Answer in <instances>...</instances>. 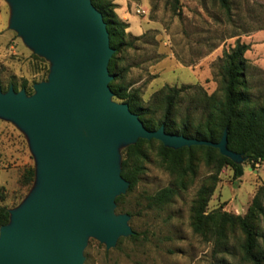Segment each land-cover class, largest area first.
<instances>
[{
	"label": "rangeland",
	"instance_id": "1",
	"mask_svg": "<svg viewBox=\"0 0 264 264\" xmlns=\"http://www.w3.org/2000/svg\"><path fill=\"white\" fill-rule=\"evenodd\" d=\"M135 4L146 8L147 13L138 19L145 25L147 17L148 26L135 34L127 24L125 33L131 36L132 47L119 62L127 69L120 83L137 95L142 107L150 109L148 117L154 122L163 115L159 92L166 87L180 91L175 123L180 125L188 117L197 122L210 95L222 98L223 57L237 43L249 46L244 53L243 92L264 105V0H229L228 9L215 0H179L176 9L173 0H135ZM136 8L127 0L122 14L127 12L129 20L130 15H137ZM9 17L7 2L0 0V86L5 92L15 84L29 95L34 84L47 80L50 62L35 55L8 28ZM144 150L147 158L138 182L115 208L117 214L129 215L128 224L139 236L121 237L109 250L89 238L84 264H247L242 261L244 237L240 233L230 235L222 250L191 227L195 195L212 169L200 161L196 175L181 183L161 166L156 143L144 145ZM241 165L244 173L239 179H234L230 166L221 170L207 212L222 208L236 215L246 213L255 191L264 185V162L252 164L245 159ZM30 168L35 170V161L27 138L13 123L0 119V205L14 209L24 201L34 186V180H25ZM165 187H176L177 194L165 205H149V197ZM262 235L264 218L258 238L264 248Z\"/></svg>",
	"mask_w": 264,
	"mask_h": 264
},
{
	"label": "water",
	"instance_id": "2",
	"mask_svg": "<svg viewBox=\"0 0 264 264\" xmlns=\"http://www.w3.org/2000/svg\"><path fill=\"white\" fill-rule=\"evenodd\" d=\"M8 28L50 62L34 92L0 86V119L27 138L35 161L34 186L9 209L0 226V264H84L89 238L107 250L132 236L128 214L116 198L130 183L121 175L120 149L139 139L180 149L209 146L241 164L218 142L147 129L127 103L113 100L108 64L114 54L102 13L91 0H5Z\"/></svg>",
	"mask_w": 264,
	"mask_h": 264
},
{
	"label": "trees",
	"instance_id": "3",
	"mask_svg": "<svg viewBox=\"0 0 264 264\" xmlns=\"http://www.w3.org/2000/svg\"><path fill=\"white\" fill-rule=\"evenodd\" d=\"M215 1L222 8H229V0ZM91 2L102 13L109 33L110 46L114 49V54L108 64L109 73L114 77L109 83L113 100L127 103L130 111L137 114L149 130L164 126L167 133L212 142L220 141L226 131L228 149L241 154L252 164L264 162V105L259 106L247 93L243 92L245 90L244 72L247 64L244 53L249 49L247 44L237 43L230 52L225 53L221 77L222 98L216 99L215 95H210L207 98L204 113L197 122L193 123L188 117L182 120L180 125L175 123L174 115L180 91L170 87L159 92L163 115L158 122H154L148 117L150 109L142 107L137 95L128 91L120 83L127 69L120 67L119 62L122 54L132 47L131 36L125 33L127 23L116 15V4L113 0H91ZM173 4L176 9L179 0H173ZM26 85L27 82L23 81V88ZM11 86L15 91H19L15 84ZM155 143L161 166L181 183L186 178L196 175L200 161L212 169V174L197 190L191 208L190 224L194 233L207 240L213 239L216 248H222V250L226 249V242L230 235L236 236L240 233L244 237L241 244L242 261L247 264H264V248H261L258 243L259 224L264 218V185L255 191L244 215L229 213L223 211L222 208L207 212L208 202L214 193L221 170L230 166L234 179H239L244 173L243 166L221 155L219 150L213 147L191 146L172 149L165 147L156 139H139L135 144L128 145L122 150L121 175L130 183L128 191L135 187L143 171L142 163L147 158L144 145ZM34 175V168L28 169L25 180L33 182ZM176 194V187H165L149 197V205L156 207L165 205ZM122 199L123 195L117 197L116 204H119ZM8 210L4 205H0V226L8 223ZM138 236L139 234L135 232L130 238L135 239Z\"/></svg>",
	"mask_w": 264,
	"mask_h": 264
},
{
	"label": "crops",
	"instance_id": "4",
	"mask_svg": "<svg viewBox=\"0 0 264 264\" xmlns=\"http://www.w3.org/2000/svg\"><path fill=\"white\" fill-rule=\"evenodd\" d=\"M131 3H132V9H134V7H139L141 9H143L145 11L144 14H146L147 10L146 8H143L141 6H137V4H135V0H130ZM150 2V0H149ZM114 3L116 4V8H115V13L116 15L121 19L123 20L125 23H127L128 25H130V29L132 30V32H134L135 34H140L142 33L143 31L146 30L147 26H148V20H147V17L143 16L146 18V24L143 25V23H140L139 19H138V16L140 17V15H130L129 17V20H127V17H126V13L124 11V13L122 14L123 10L125 8H127V0H119V1H114ZM120 5V6H119ZM148 9V8H147ZM122 14V15H121ZM142 14V15H144Z\"/></svg>",
	"mask_w": 264,
	"mask_h": 264
},
{
	"label": "built area",
	"instance_id": "5",
	"mask_svg": "<svg viewBox=\"0 0 264 264\" xmlns=\"http://www.w3.org/2000/svg\"><path fill=\"white\" fill-rule=\"evenodd\" d=\"M135 13L137 14V15H141V14H144L145 13V11L143 10V9H141V8H136L135 9Z\"/></svg>",
	"mask_w": 264,
	"mask_h": 264
}]
</instances>
